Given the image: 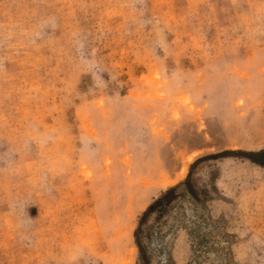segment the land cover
<instances>
[{
	"label": "rangeland",
	"instance_id": "1",
	"mask_svg": "<svg viewBox=\"0 0 264 264\" xmlns=\"http://www.w3.org/2000/svg\"><path fill=\"white\" fill-rule=\"evenodd\" d=\"M264 0H0V264H264ZM192 174L194 198L183 185Z\"/></svg>",
	"mask_w": 264,
	"mask_h": 264
},
{
	"label": "trees",
	"instance_id": "2",
	"mask_svg": "<svg viewBox=\"0 0 264 264\" xmlns=\"http://www.w3.org/2000/svg\"><path fill=\"white\" fill-rule=\"evenodd\" d=\"M245 154L252 162L264 167V150L258 152H250V153H242L238 151L237 154ZM184 186L187 187V192L192 195V197L196 198L197 193L192 185V174L188 176L186 181L183 183ZM179 186L172 187L162 193V195L149 206L147 211L143 214L141 219L140 225L136 230L135 237H136V244L139 249L140 261L142 264H151L150 256L147 250V247L142 243V235H143V224L144 221L152 215L153 213H160L162 214L167 208L171 205L175 196L177 194Z\"/></svg>",
	"mask_w": 264,
	"mask_h": 264
}]
</instances>
